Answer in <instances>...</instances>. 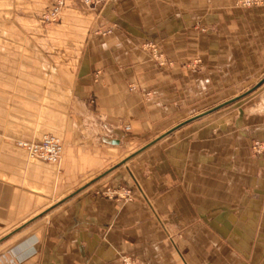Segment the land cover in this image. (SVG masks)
Returning a JSON list of instances; mask_svg holds the SVG:
<instances>
[{
	"label": "crops",
	"instance_id": "crops-1",
	"mask_svg": "<svg viewBox=\"0 0 264 264\" xmlns=\"http://www.w3.org/2000/svg\"><path fill=\"white\" fill-rule=\"evenodd\" d=\"M55 1L0 0V264H264V82L116 166L264 78V4Z\"/></svg>",
	"mask_w": 264,
	"mask_h": 264
},
{
	"label": "built area",
	"instance_id": "built-area-1",
	"mask_svg": "<svg viewBox=\"0 0 264 264\" xmlns=\"http://www.w3.org/2000/svg\"><path fill=\"white\" fill-rule=\"evenodd\" d=\"M86 4L92 3V0H83ZM240 7H256L264 4V0H235ZM63 0H56L51 8L41 15V19L45 24L55 22L61 12ZM104 33H106L104 31ZM153 55L157 53L153 46H150ZM128 129V126L125 127ZM16 145L26 152L29 158H37L51 164H58L63 154V143L61 139L52 134H44L37 140H18ZM251 149L258 157H264V143L254 140L251 143ZM118 264H147L142 263L130 256L122 255L118 258Z\"/></svg>",
	"mask_w": 264,
	"mask_h": 264
},
{
	"label": "water",
	"instance_id": "water-1",
	"mask_svg": "<svg viewBox=\"0 0 264 264\" xmlns=\"http://www.w3.org/2000/svg\"><path fill=\"white\" fill-rule=\"evenodd\" d=\"M264 82V78L261 79L260 81H258L253 87H251L250 89H248L247 91L243 92L242 94L233 97L231 99H228L218 105H215L193 117H190L189 119H186L185 121H182L181 123H178L176 126L170 128L169 130H167L166 132H164L162 135H160L159 137H156L155 139H153L152 141H150L149 143H147L146 145H144L143 147H141L140 149H138L137 151H135L134 153H132L131 155H129L126 159L120 161L116 166L123 164L125 161H127L128 159H130L131 157H133L134 155H136L137 153L141 152L142 150H144L145 148L149 147L150 145L154 144L155 142H157L159 139L163 138L164 136L170 134L172 131H174L175 129H177L178 127L185 125L191 121H194L196 119H199L200 117L207 115L211 112L216 111L219 108H222L224 106H227L229 104H232L233 102H236L238 100H241L242 98H244L247 94H249L251 91H253L254 89H256L258 86H260L262 83Z\"/></svg>",
	"mask_w": 264,
	"mask_h": 264
},
{
	"label": "rangeland",
	"instance_id": "rangeland-1",
	"mask_svg": "<svg viewBox=\"0 0 264 264\" xmlns=\"http://www.w3.org/2000/svg\"><path fill=\"white\" fill-rule=\"evenodd\" d=\"M82 2H83L85 5H90V4H92V3L86 4L83 0H82ZM235 3H236V2H235ZM44 12H45V11H44ZM44 12H43V13H44ZM60 13H61V12H60ZM58 18H59V17H58ZM57 20H58V19H57ZM57 20H56V21H57ZM217 110H218V109H217ZM50 133H53V132H50ZM53 134H55V133H53ZM18 140H20V139H18ZM18 140H14L12 144H13V146H14L15 148H17V149H21V148H19V147L16 145V141H18ZM253 141H254V140H253ZM253 141H252V142H253ZM252 142H251V143H252ZM262 143H263V142H262ZM22 150H23V149H22ZM250 150H251L252 154L255 155L254 152H253L252 149H251V145H250ZM42 161H43V160H42ZM45 162H46V161H45Z\"/></svg>",
	"mask_w": 264,
	"mask_h": 264
}]
</instances>
